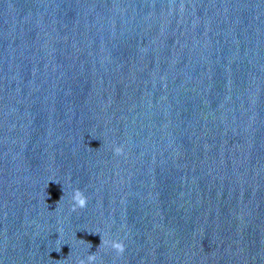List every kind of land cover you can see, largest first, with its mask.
I'll list each match as a JSON object with an SVG mask.
<instances>
[{"label":"water","instance_id":"obj_1","mask_svg":"<svg viewBox=\"0 0 264 264\" xmlns=\"http://www.w3.org/2000/svg\"><path fill=\"white\" fill-rule=\"evenodd\" d=\"M95 252L264 264V0H0V264Z\"/></svg>","mask_w":264,"mask_h":264},{"label":"clouds","instance_id":"obj_2","mask_svg":"<svg viewBox=\"0 0 264 264\" xmlns=\"http://www.w3.org/2000/svg\"><path fill=\"white\" fill-rule=\"evenodd\" d=\"M113 152L115 155H123L124 153V148L123 146H114L113 147ZM63 199V195L61 197ZM71 204H70V211L75 212L78 209H83L87 206L88 203V198L84 194L82 190L79 188L74 189L71 193ZM59 203V202H57ZM62 231V230H61ZM101 236V244L99 246V249H111L113 250L117 256H120L124 253L125 251V244L123 240L120 239H111L107 235L99 233ZM82 242H85L84 240L81 239ZM88 247L91 248V244L88 243ZM61 248L58 245L55 251L60 252ZM98 259L97 253H92L87 255L86 259H78L77 264H96Z\"/></svg>","mask_w":264,"mask_h":264}]
</instances>
